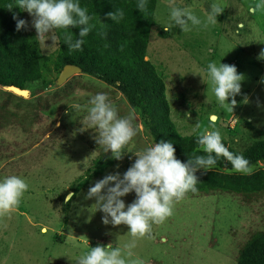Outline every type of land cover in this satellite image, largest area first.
I'll list each match as a JSON object with an SVG mask.
<instances>
[{"label": "rangeland", "instance_id": "obj_1", "mask_svg": "<svg viewBox=\"0 0 264 264\" xmlns=\"http://www.w3.org/2000/svg\"><path fill=\"white\" fill-rule=\"evenodd\" d=\"M256 2L174 0L202 21L211 4L223 10L215 24L192 26L189 32L168 26L162 37L159 31L169 25V0H157L146 58L165 83L170 117L182 135L203 131L209 116L216 114L215 127L231 147L241 150L264 138V59L259 58L264 50V9L248 12ZM23 18L35 37L32 16L24 11ZM239 23L244 27L237 29ZM57 49L58 44L52 45L43 55L53 56ZM210 61L233 64L243 74L233 111L220 108L211 84L205 82L206 72L195 73ZM47 74L53 81L29 93L24 98L29 101L0 87V177L21 176L29 186L15 208L0 214V264H78L76 259L91 246L123 245L131 239L126 225L104 224V213L95 211V197L86 194L104 176L122 175L136 158L133 152L150 144L139 115L114 87L87 74L74 75L60 86L55 82L59 73ZM97 92L106 93L121 116L132 112L138 131L124 158L72 196L71 184L98 154L91 146L95 131L80 130L87 127L85 106ZM74 103L80 105L78 111L69 107ZM134 198V192L122 197L126 205ZM263 227L264 199L248 204L242 196L222 191L185 196L174 203L171 216L152 225L150 235L136 240L133 253L143 264H236L250 234Z\"/></svg>", "mask_w": 264, "mask_h": 264}, {"label": "clouds", "instance_id": "obj_2", "mask_svg": "<svg viewBox=\"0 0 264 264\" xmlns=\"http://www.w3.org/2000/svg\"><path fill=\"white\" fill-rule=\"evenodd\" d=\"M146 6L147 0H137L136 8L142 13ZM6 7L9 10L18 7L32 16V26L36 30L35 37L39 43L38 54H44L45 50L48 53L50 46L61 42V36L69 53L82 51L83 38L93 27L90 24L91 16L86 8L80 6L79 0H13ZM168 8L169 25L163 26L164 29L167 30L168 26H179L182 32L191 31L192 26L206 27L208 24H215L217 16L223 10L217 4H211L202 21L190 8L177 6L174 0H169ZM258 9H264V0H257L248 8V12L253 14ZM105 15L112 21L119 22L124 13L116 9ZM13 19L16 21L17 31L27 27V22L18 19L16 13H13ZM243 27V23L237 25V29ZM70 28L78 29L77 38L74 39L67 31ZM57 30L62 32L58 35ZM49 39L51 43L46 44ZM259 58L264 59V50L259 53ZM202 72H206L208 81H204L207 85L211 84L212 94L220 108L233 111L237 103L234 97L240 93L243 74L237 72L233 64H217L211 61L195 73L201 75ZM69 107L77 111L80 109L78 103ZM85 107L87 127L82 126L80 130L93 129L97 144L103 146L105 152H110L112 158L121 159L125 152L123 149L138 131L134 114L129 112L128 115L121 116L115 103L104 92L90 96ZM217 119L216 114L210 115L209 126L197 134L196 143L206 155L181 161L175 156V148L170 140L161 139L156 142L154 139L143 149L133 152L136 158L122 175L119 172L108 174L88 189L86 197H95V211L104 213L102 222L113 226L126 225L131 239L123 245L114 246L109 242L91 246L89 251L76 259L78 264H143L139 258L134 257L136 240L150 235L153 224H161L171 216L174 203L183 199L187 192L197 191V170H212L221 158L231 164V168L227 169L229 173L252 175L264 169V160L252 163L242 154L229 150L223 143L220 131L215 127ZM28 187L26 179L21 176L0 177V214L15 208ZM132 192L135 193V198L126 205L122 197Z\"/></svg>", "mask_w": 264, "mask_h": 264}, {"label": "trees", "instance_id": "obj_3", "mask_svg": "<svg viewBox=\"0 0 264 264\" xmlns=\"http://www.w3.org/2000/svg\"><path fill=\"white\" fill-rule=\"evenodd\" d=\"M12 2L13 0H0V87L14 85L34 95V91L44 88L53 81L47 73H59L64 65L74 64L81 68L80 74L99 79L125 97L129 106L139 115L150 143L154 139L156 142L161 139L170 140L175 148V156L181 161L206 155L202 147L196 143L197 134L182 135L176 129L170 117L165 83L154 65L146 58L150 31L155 25L154 11L157 0H147L143 13L136 8L137 0H79L80 6L86 8L91 16L90 24L93 25L88 35L83 38L82 51L69 53L67 46L62 43L61 36V42L58 43V49L53 56L37 53L38 40L26 27L16 30L13 13L17 14L18 19H24V11L18 7L9 10L6 6ZM116 9L124 13L119 22L112 21L105 15ZM67 31L74 39L78 37L77 28H70ZM168 31L161 29L159 35L165 37ZM57 32L59 35L62 30ZM49 62L51 66L47 65ZM5 92L12 97L29 101L9 90ZM26 104L36 106L31 102ZM35 115L34 112L33 116ZM223 143L230 151L242 154L252 163L264 160V138L254 140L241 150L231 147L224 138ZM91 146L98 149V154L84 173L71 184L72 196L118 161L111 157L110 152H105L103 146L97 142H91ZM126 148L127 145L123 149L125 152L122 158L126 154ZM230 168L231 164L221 158L212 170L207 172L197 170L195 173L198 177L197 191H189L185 196L222 191L242 196L244 203L262 202L264 169L252 175H241L229 173L227 169ZM236 264H264V227L250 234L239 250Z\"/></svg>", "mask_w": 264, "mask_h": 264}, {"label": "water", "instance_id": "obj_4", "mask_svg": "<svg viewBox=\"0 0 264 264\" xmlns=\"http://www.w3.org/2000/svg\"><path fill=\"white\" fill-rule=\"evenodd\" d=\"M81 72V68L74 64H66L63 66L59 75L56 79V86L64 84L70 77ZM10 92L16 94L17 96L27 97L29 91L26 89H21L14 85H9L6 87Z\"/></svg>", "mask_w": 264, "mask_h": 264}]
</instances>
